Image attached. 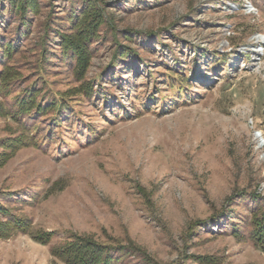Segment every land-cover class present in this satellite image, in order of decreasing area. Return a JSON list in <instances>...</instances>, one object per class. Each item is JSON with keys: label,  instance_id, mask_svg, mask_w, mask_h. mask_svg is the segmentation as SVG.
<instances>
[{"label": "rangeland", "instance_id": "1", "mask_svg": "<svg viewBox=\"0 0 264 264\" xmlns=\"http://www.w3.org/2000/svg\"><path fill=\"white\" fill-rule=\"evenodd\" d=\"M36 1L22 25L0 0V106L30 91L66 106L59 125L50 109L0 114V203L53 236L0 237V264H66L52 249L71 231L143 249L112 264H264V0H96L83 80L60 33L84 1ZM119 43L136 52L116 61Z\"/></svg>", "mask_w": 264, "mask_h": 264}, {"label": "trees", "instance_id": "2", "mask_svg": "<svg viewBox=\"0 0 264 264\" xmlns=\"http://www.w3.org/2000/svg\"><path fill=\"white\" fill-rule=\"evenodd\" d=\"M10 11L16 16L20 17L22 25H26V21L29 15V11H37L38 4L36 0H9ZM83 8L80 13L76 14L72 19V25L67 31L61 32L62 45L64 52L71 55L76 61L75 72L77 77L83 80L92 58V50L90 45L93 40L100 35V28L105 23L106 13L103 8H99L96 0H83ZM8 55L12 54L13 46L8 44ZM135 49H132L128 45L119 43L118 48L114 54L117 60H122L128 55H134ZM115 64V63H114ZM11 67L7 66L1 72V88H6L10 80L14 77L13 74H9ZM84 93L90 97L94 96L95 89L89 82H84ZM28 96V98H27ZM37 94L30 91L28 95L23 98H19L17 101V110L11 111L4 106H0L1 115H11L17 121L23 115H30L34 113H44L46 110H54L53 121L59 125L61 122L60 115L61 110L65 108L64 98L55 100L47 107H44L37 101ZM57 115V116H56ZM15 142L25 145L38 146L36 140L29 135L24 134L22 137L15 139ZM14 144V143H13ZM13 146V145H12ZM14 146H18L17 143ZM29 146V145H28ZM12 153L4 151L0 153V162L3 165ZM238 196V195H237ZM255 220L252 227V232H255L256 240L260 242V246L264 248V211L262 215L254 213ZM18 232H23L31 235L36 241L43 244H48L53 236V233L48 231H33L30 223L27 219L15 215L11 209L4 204L0 203V237H6ZM91 234H80L76 232H70V235L65 243L54 246L52 249V255L57 259L64 261L66 264H112L113 256L110 254L115 249H125L127 247L133 248L135 252L142 251L140 247L131 243L129 245L109 244L102 243L93 238ZM145 254V253H144ZM149 260V257H148Z\"/></svg>", "mask_w": 264, "mask_h": 264}, {"label": "bare ground", "instance_id": "3", "mask_svg": "<svg viewBox=\"0 0 264 264\" xmlns=\"http://www.w3.org/2000/svg\"><path fill=\"white\" fill-rule=\"evenodd\" d=\"M263 39H264V38H263ZM260 137H261L262 140H264V135H263L262 133L260 134ZM260 137H259V138H260Z\"/></svg>", "mask_w": 264, "mask_h": 264}]
</instances>
